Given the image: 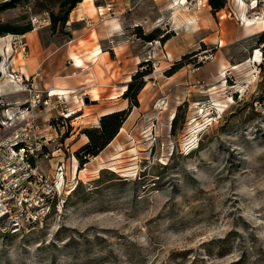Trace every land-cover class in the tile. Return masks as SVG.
<instances>
[{"label": "rangeland", "instance_id": "rangeland-1", "mask_svg": "<svg viewBox=\"0 0 264 264\" xmlns=\"http://www.w3.org/2000/svg\"><path fill=\"white\" fill-rule=\"evenodd\" d=\"M61 1L0 7L5 67L24 88L3 79L0 54V264H264V0L215 14L208 0H96L63 32L50 21ZM67 32L82 38L77 69L56 54ZM97 35L108 59L84 40ZM37 36L51 49L28 76ZM56 81L71 92L49 95ZM122 109L119 135L81 164L83 129Z\"/></svg>", "mask_w": 264, "mask_h": 264}, {"label": "trees", "instance_id": "trees-1", "mask_svg": "<svg viewBox=\"0 0 264 264\" xmlns=\"http://www.w3.org/2000/svg\"><path fill=\"white\" fill-rule=\"evenodd\" d=\"M15 1L17 0H9L3 4H0V7L10 8L15 5ZM82 1L83 0H62L59 5V11L50 12L51 27L54 29L58 27L59 30L63 32L70 20V13ZM226 2L227 0H208V3L212 9L211 11L214 14L223 9L226 5ZM31 29V27H11L10 25H4L1 31L7 33L25 34ZM67 34L68 37L72 36L71 33L67 32ZM142 75L146 74H135L132 77V80L127 84L126 90L123 94L125 98L130 100L131 107H133V105L138 106L139 104L137 96L145 86L143 79L138 81V78ZM129 114V109L108 112L101 116L99 126L83 129V132L87 135L89 141L84 144L76 153V156L80 160L81 164L86 163L89 160V157L100 155L111 144V142L119 135L120 130L124 127L126 121L128 120ZM175 119L176 116L174 117V120Z\"/></svg>", "mask_w": 264, "mask_h": 264}, {"label": "crops", "instance_id": "crops-1", "mask_svg": "<svg viewBox=\"0 0 264 264\" xmlns=\"http://www.w3.org/2000/svg\"><path fill=\"white\" fill-rule=\"evenodd\" d=\"M85 3L88 4V5H92V7H94V9H95V12L98 10L99 7H103V6H100V5L98 6L96 4V0H83L82 2L79 3V5H81V7H82V6L85 5ZM130 4H131V0H117V5L119 6V9L121 8V6H123V7L124 6H130ZM78 10L79 9L73 10V12H72L73 15H72L71 19L69 20V24L70 25H73L76 22H80L81 19L82 20L84 19V17H82L83 16V12L80 15V13H79ZM121 12L123 13L124 11H121ZM71 34H72V38L71 37L69 38L70 39V42H68V43H66L64 45L63 44L60 45L58 47V51L56 52V54L57 55H60V56L61 55H64L65 57H66V54H67V55H69L70 60H74V63H75V59H72V55L78 56V54H76V49L75 48L79 47L77 45V43H75V42H77L78 40H80L82 38L74 37L73 32ZM36 40L37 41H36L35 45L37 46V48H38V46H40L41 49L40 48H38V49H40V51L43 53L42 54L43 57H40L41 56L40 55L41 52H40L37 55V57H35V55H34V57H32V61H30V62L28 61L26 63V67H22L21 68L23 70L22 72H24L28 76L33 75L34 72L36 71V63H37V61H44L45 62L47 60V54L45 52H47V51H49L51 49L50 43H48V44L47 43L42 44V41H41L40 37L38 38V36L36 37ZM84 40H86L88 42L89 41H93L92 42L93 44L94 43H97V47H100L101 48L102 52H101V54L99 56H97V59H101V58L102 59H108L109 58V54H110L109 52H110L111 49H110V43H108V41H106L105 39H102L98 35H97V39H95V40H92V39H89V38H84ZM12 57H13V55L11 56V58ZM37 58H39L40 60L37 59ZM74 63H73V66L77 69L78 67H76L74 65ZM56 82H57V84L55 85L54 89L55 88L62 87V88H65V89L72 90V87H69L68 88L65 84H62L60 81H56ZM5 94H7V93H5Z\"/></svg>", "mask_w": 264, "mask_h": 264}, {"label": "bare ground", "instance_id": "bare-ground-1", "mask_svg": "<svg viewBox=\"0 0 264 264\" xmlns=\"http://www.w3.org/2000/svg\"><path fill=\"white\" fill-rule=\"evenodd\" d=\"M239 2L243 5H245V3L242 0H239ZM244 21L246 22V28L247 30H249V28L253 27L255 25L254 21L248 20L243 17ZM264 25V23H263ZM12 51H14V45L11 39V35L8 36H1L0 37V54L3 56V61L1 64V71L3 73V79H5V81L7 83H9L10 85H17L19 88L17 89V91H24V88L22 87V85H20L18 83V80L15 79V77L13 76V74L11 72H9L6 69V64L7 62L10 60L12 54ZM102 50L100 47H97L94 51H93V57H97L101 54ZM72 59H75V63L74 65L76 67H82L84 65V62L81 58H79L78 56H74ZM97 59V58H96ZM6 86L4 84L0 83V97L3 96L7 90H6ZM71 91L69 89H65L62 87L59 88H55L51 90V93L49 95H58V94H67L70 93ZM99 95L96 94V96H94V99H98Z\"/></svg>", "mask_w": 264, "mask_h": 264}, {"label": "built area", "instance_id": "built-area-1", "mask_svg": "<svg viewBox=\"0 0 264 264\" xmlns=\"http://www.w3.org/2000/svg\"><path fill=\"white\" fill-rule=\"evenodd\" d=\"M113 7H114V6H113V3H108V4L106 5V9H107V11H112V10H113ZM28 165L31 166V164L29 163V161H28ZM60 169L62 170L61 167H60ZM15 172H16V171H15ZM15 172H14V173H15ZM14 173H13V174H14Z\"/></svg>", "mask_w": 264, "mask_h": 264}, {"label": "water", "instance_id": "water-1", "mask_svg": "<svg viewBox=\"0 0 264 264\" xmlns=\"http://www.w3.org/2000/svg\"><path fill=\"white\" fill-rule=\"evenodd\" d=\"M87 102H88V100H89V97L88 96H85V98H84Z\"/></svg>", "mask_w": 264, "mask_h": 264}]
</instances>
